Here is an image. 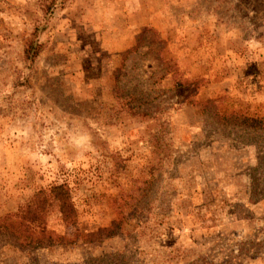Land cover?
Listing matches in <instances>:
<instances>
[{
  "label": "rangeland",
  "instance_id": "374dc122",
  "mask_svg": "<svg viewBox=\"0 0 264 264\" xmlns=\"http://www.w3.org/2000/svg\"><path fill=\"white\" fill-rule=\"evenodd\" d=\"M229 114L264 119V0H0V218L66 184L79 235L0 264H264V133Z\"/></svg>",
  "mask_w": 264,
  "mask_h": 264
},
{
  "label": "trees",
  "instance_id": "16d2710c",
  "mask_svg": "<svg viewBox=\"0 0 264 264\" xmlns=\"http://www.w3.org/2000/svg\"><path fill=\"white\" fill-rule=\"evenodd\" d=\"M147 29H143L138 39ZM39 46L35 38L25 51V57L32 60L38 53ZM222 121L232 127H244L252 133H264V119L247 118L239 114L223 116ZM50 208H55L64 232L59 234L46 229L44 218ZM112 235L108 232L107 236ZM0 236H6L19 249L33 250L61 244H71L77 234V212L66 184H54L47 189L34 193L14 213L0 218ZM118 256H122L118 254ZM117 256V257H118ZM99 262V261H98ZM117 264V263H115Z\"/></svg>",
  "mask_w": 264,
  "mask_h": 264
}]
</instances>
